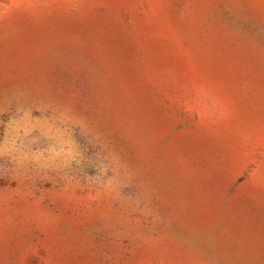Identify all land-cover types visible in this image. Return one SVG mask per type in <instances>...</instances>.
I'll return each instance as SVG.
<instances>
[{
  "label": "rangeland",
  "instance_id": "obj_1",
  "mask_svg": "<svg viewBox=\"0 0 264 264\" xmlns=\"http://www.w3.org/2000/svg\"><path fill=\"white\" fill-rule=\"evenodd\" d=\"M0 264H264V0H0Z\"/></svg>",
  "mask_w": 264,
  "mask_h": 264
}]
</instances>
